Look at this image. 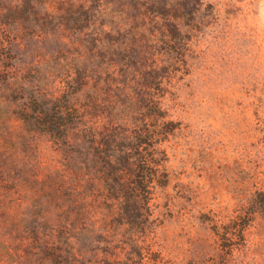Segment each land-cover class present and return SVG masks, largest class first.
Masks as SVG:
<instances>
[{"label":"rangeland","instance_id":"obj_1","mask_svg":"<svg viewBox=\"0 0 264 264\" xmlns=\"http://www.w3.org/2000/svg\"><path fill=\"white\" fill-rule=\"evenodd\" d=\"M161 11L0 0V264H264V0Z\"/></svg>","mask_w":264,"mask_h":264},{"label":"trees","instance_id":"obj_2","mask_svg":"<svg viewBox=\"0 0 264 264\" xmlns=\"http://www.w3.org/2000/svg\"><path fill=\"white\" fill-rule=\"evenodd\" d=\"M151 1L155 2L156 5H160V9H162L161 13H164L165 11L166 12L173 11V13H170V15L171 16L174 15L178 19H181L182 17L189 15L195 8V5L199 3V0H173L174 2L172 0H151ZM167 25L172 35H175V33L179 32V28L177 24L169 23Z\"/></svg>","mask_w":264,"mask_h":264}]
</instances>
